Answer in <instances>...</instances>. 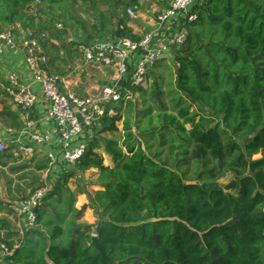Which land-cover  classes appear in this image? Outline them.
Masks as SVG:
<instances>
[{
	"label": "trees",
	"instance_id": "trees-1",
	"mask_svg": "<svg viewBox=\"0 0 264 264\" xmlns=\"http://www.w3.org/2000/svg\"><path fill=\"white\" fill-rule=\"evenodd\" d=\"M34 3L0 0V32L17 23L32 29ZM57 4L40 0L42 6ZM191 12L197 19L176 51L175 85L165 87H172L173 113L160 101L163 125L154 130L149 118L147 129L135 122L134 132L131 121L121 118L134 112L131 102L124 112L115 108L124 101L107 106L98 133L116 132L123 122L122 142L105 143L114 165H104L97 141L78 162L80 172L97 171L100 189L82 192L87 204L78 209L67 185L73 174L61 178L19 246L4 243L12 253L2 264H109L93 234L115 264H264V0H201ZM120 36L138 39L126 29ZM203 57L216 84L201 67ZM154 84L158 98L157 77ZM152 136L159 142L153 152ZM166 141L170 151L187 157L184 171L161 159ZM190 164L203 172L187 181ZM227 173L234 179L222 187L217 181ZM87 209L95 225L82 220Z\"/></svg>",
	"mask_w": 264,
	"mask_h": 264
},
{
	"label": "crops",
	"instance_id": "crops-1",
	"mask_svg": "<svg viewBox=\"0 0 264 264\" xmlns=\"http://www.w3.org/2000/svg\"><path fill=\"white\" fill-rule=\"evenodd\" d=\"M167 2L168 0H56L58 4L55 6L36 5L38 14H34L32 29L46 35L41 41L46 57L43 68L60 77L59 89L62 93H72L79 98L94 96L107 85L115 84L127 90L129 86L125 77L117 79L113 67L86 64L77 46L94 40L116 43L121 38L122 29L137 38L152 33L156 42L165 41L177 30V25L173 26L169 22L161 27L155 20L159 11L167 6ZM127 9L134 12V18L126 14ZM12 28L25 31L19 23ZM172 55L175 60L176 50L172 51ZM10 73H16L37 95L28 119L6 93ZM130 92L132 97L131 89ZM28 121L32 125L28 126ZM115 133L123 136V130L118 127L116 132L103 134L98 133V127L85 131L88 146L92 141H97L99 148L96 151L103 158L104 165L109 167L114 163L105 152V143L106 140L119 142L120 136L117 137ZM34 134L47 136L48 142L43 146L36 145L31 140ZM105 134L111 135L113 139L101 137ZM0 143L5 146V151L0 154V244L13 245L14 249L19 246L22 223L13 214L12 206L26 199L39 186L45 185L51 193L61 178L73 174L67 185L75 195V206L78 209L87 204L82 192L93 193L100 189L96 184V170L80 172L78 162L68 165L57 161L51 165L47 160L46 155L54 154V149L58 146L57 133L48 119V107L42 98L40 87L32 80L20 51H5L0 55ZM20 145L32 146L34 152L16 156L15 151ZM89 172L94 174V178L86 181L84 173ZM89 188L93 190L90 191Z\"/></svg>",
	"mask_w": 264,
	"mask_h": 264
},
{
	"label": "built area",
	"instance_id": "built-area-1",
	"mask_svg": "<svg viewBox=\"0 0 264 264\" xmlns=\"http://www.w3.org/2000/svg\"><path fill=\"white\" fill-rule=\"evenodd\" d=\"M39 4L40 0H35L34 6ZM194 4L195 0H168L167 6L159 11L155 18L159 26L163 27L162 25L169 22L173 26L177 25L176 32L165 41L156 42L152 33H146L138 39L120 38L116 43L94 40L91 43L79 44L77 50L86 64L94 67H113L117 79L129 73L127 90L115 84L107 85L94 96L81 98L72 93H62L59 89L60 77L48 73L43 68L46 62L41 44L46 37L44 32L33 29L20 32L12 27L0 32V55L5 51L22 52L32 80L40 87L42 98L48 107V119L53 123L57 133L58 146L54 152L62 157L63 162L68 165L79 162L88 149L85 131L100 126L106 107L130 100V89L143 86L148 73L166 53L178 51L183 47L188 36L187 25L197 19V15L191 12ZM126 14L135 17L131 9H127ZM133 59L135 63L129 66ZM7 82L6 93L28 119L37 100L35 91L24 84L16 73H10ZM30 125L32 124L28 121V126ZM31 140L36 145L43 146L48 142V137L34 134ZM4 151L5 146L0 143V154ZM33 152L32 146L20 145L15 155L19 156L22 153L30 155ZM46 158L51 165L58 161L56 154H47ZM49 191L45 185L39 186L26 199L12 206L13 214L22 223L19 230L21 238L27 230L35 226L36 212L42 207ZM11 253L6 245L1 243L0 264Z\"/></svg>",
	"mask_w": 264,
	"mask_h": 264
},
{
	"label": "rangeland",
	"instance_id": "rangeland-1",
	"mask_svg": "<svg viewBox=\"0 0 264 264\" xmlns=\"http://www.w3.org/2000/svg\"><path fill=\"white\" fill-rule=\"evenodd\" d=\"M200 2L201 0H195V4L197 2ZM194 4V5H195ZM178 50V49H177ZM135 63V60L133 59L132 61L129 62V66L133 65ZM175 60L173 59V55H172V52H169V53H166L165 54V57L156 64L155 68L152 69V73L149 72L148 75H147V81L144 83L143 86H141V89H142V92L139 93V92H135L133 89L135 88H132V97L130 100L128 101H124L125 104L119 106L118 104L115 106V108L117 107V110L120 109V107L122 108L121 112H124L125 109H127V103L128 102H131L132 103V106H133V109H134V112L132 114H129V115H125V113H121L122 116L121 118L122 119H129L131 121V124H132V127H133V131L135 130L134 129V123L137 122L138 125H139V129L140 130H145L147 129V119L151 118V126L152 127H156L154 130H156L157 128L161 127L164 123V118L163 116H161L160 118L157 117V115H160L161 113L159 112L160 108L162 107L161 106V102L164 104V109L167 111V113H173V110H172V107H173V103H171L173 97H171V94L173 93L172 90V87H174V77H175ZM166 66H169L171 67L170 70L167 69L166 71H164L163 67H166ZM201 67L203 68H207L208 69V72H209V75H208V81L211 82L212 84H216V79H215V72L211 71L210 72V69L212 68L211 65H210V62L206 59V57H203L202 59V63H201ZM170 71H171V75H172V78H168V80L165 79V77H168V75L170 74ZM174 71V72H173ZM151 73V74H150ZM150 74V76H149ZM220 76H222V72H219ZM154 77H157V81H159L161 83V92L157 97H153V87H154ZM125 78L128 80L129 79V73H127L125 75ZM161 78H163L162 80H160ZM223 84H226V81L225 79L223 78V80L221 81ZM170 83L172 87L170 88H166V84ZM206 82H204L203 84H205ZM210 85V83H207ZM159 91V89H158ZM170 91V95H168L167 93ZM150 107L149 110H146V108ZM189 109L190 111L194 110V107L192 105L189 106ZM115 111V109H114ZM142 111H146V113L144 112V114H142ZM118 112V111H117ZM141 113V114H140ZM114 115V113H110V115ZM122 119L121 121H119L117 123V127L122 131V126H123V122H122ZM187 129H189V125H186L185 126ZM135 132V131H134ZM117 135V137L120 136V140H119V143L122 142V138L123 136L119 133H115ZM101 137H106V138H109V139H113V137L111 135H107L105 134L104 136H101ZM165 137V136H164ZM142 140V139H141ZM151 144V146L153 147V150L152 152L155 150V149H158V145H159V142H158V136H156V138L154 136L151 137L150 141H149ZM174 143H176L175 145L178 144V141L176 140ZM169 142L166 141V145H165V148L162 150L164 151V155L161 157L162 160H165V159H168V162H169V165L172 166L173 168L178 164V169H180V172L181 171H184V166L186 159L187 157H185L182 153V150H178L176 148H174L173 150H169ZM54 154L57 155V158H58V162L61 163L63 162L62 161V157L61 156H58V153L57 152H54ZM259 158V155L257 156H254L253 159H258ZM177 169V170H178ZM190 170L188 175L186 176L185 180L188 181L189 178H192L195 176V172L198 171V173L201 171L203 172V169L202 168H195L194 166H192L191 164L189 165V168ZM179 172V170H178ZM91 172L89 173H84V179L86 181H90V179L94 178V174H90ZM205 177V176H204ZM234 179V176L233 174L231 173H227L224 177L220 178L217 182L222 186V187H225L227 184H229L232 180ZM84 182V181H83ZM89 190H93L89 188ZM87 191V190H86ZM94 213L92 211H86L85 214H84V222H86L87 224H91V225H95V217H94ZM95 236V235H94Z\"/></svg>",
	"mask_w": 264,
	"mask_h": 264
},
{
	"label": "water",
	"instance_id": "water-1",
	"mask_svg": "<svg viewBox=\"0 0 264 264\" xmlns=\"http://www.w3.org/2000/svg\"><path fill=\"white\" fill-rule=\"evenodd\" d=\"M208 110V109H207ZM126 226H128V224H126ZM93 244L95 246V248L99 251L100 253V256L105 259L106 261H108L109 264H115L113 261H111L110 259H108L106 257V255L104 254V251L102 250V248L100 247L97 239H96V236H93Z\"/></svg>",
	"mask_w": 264,
	"mask_h": 264
}]
</instances>
